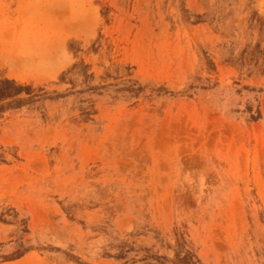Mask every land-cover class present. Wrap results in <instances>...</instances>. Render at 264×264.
Segmentation results:
<instances>
[{
  "label": "rangeland",
  "instance_id": "1",
  "mask_svg": "<svg viewBox=\"0 0 264 264\" xmlns=\"http://www.w3.org/2000/svg\"><path fill=\"white\" fill-rule=\"evenodd\" d=\"M0 264H264V0H0Z\"/></svg>",
  "mask_w": 264,
  "mask_h": 264
},
{
  "label": "bare ground",
  "instance_id": "2",
  "mask_svg": "<svg viewBox=\"0 0 264 264\" xmlns=\"http://www.w3.org/2000/svg\"><path fill=\"white\" fill-rule=\"evenodd\" d=\"M93 13V12H92ZM89 15V14H88ZM65 67V66H64Z\"/></svg>",
  "mask_w": 264,
  "mask_h": 264
}]
</instances>
